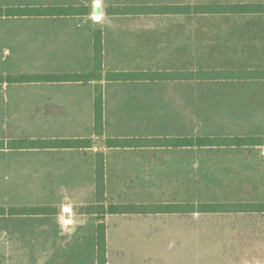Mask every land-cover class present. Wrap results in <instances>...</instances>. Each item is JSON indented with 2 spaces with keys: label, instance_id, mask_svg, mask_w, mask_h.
<instances>
[{
  "label": "crops",
  "instance_id": "0c3cea01",
  "mask_svg": "<svg viewBox=\"0 0 264 264\" xmlns=\"http://www.w3.org/2000/svg\"><path fill=\"white\" fill-rule=\"evenodd\" d=\"M231 5H264V0ZM43 7H83L87 12L69 16H0V143L6 144L0 146V264H99L97 230L100 217L81 212L97 203V156H103V205L106 208L109 207L110 175L121 174L123 170L152 178L158 175L160 156L138 152L166 148L158 143L155 146V141L162 138H146L143 133L120 135L116 130L129 128L143 132L146 124L153 126L152 115L160 105L159 84L188 82V70H156L153 61L160 52L150 59L138 51L168 46L160 41L155 43L160 28H137L132 22L146 18H186L188 15L241 18L237 20L240 40L249 52L240 61V67L233 70L264 71V12L188 14L185 4H152L145 0L0 3L2 9ZM126 7L141 9L134 11L136 13L127 10L108 14V9ZM97 8L98 14L95 13ZM96 31L102 32L103 42L100 82L31 80L38 76L93 73ZM133 72L169 74L170 77L152 81L107 80L109 73ZM209 81L231 82L233 91H243L242 96L247 95L242 87L248 83L264 89V80ZM97 84L102 85L104 100V134L100 137L95 133ZM248 95L251 97L252 92ZM241 112V123H255L257 128L264 129V104L242 108ZM1 130L24 131L21 136L29 138L26 140L90 139L93 146L14 150L9 149L7 143L23 138L1 136ZM210 138L253 141L248 145L216 148L263 146L260 138L247 136ZM110 139H146L153 145L110 148L107 145ZM261 155L264 157V152ZM243 158L232 159L234 199L229 204L233 212L206 213L201 218H191L192 222H188L187 213L104 215L106 264H188V246L195 255L193 264H264V212L252 209L264 205V178H254L250 170L252 159L244 161ZM26 208H51L52 212L46 215L10 212ZM188 224L201 226L191 228L188 236Z\"/></svg>",
  "mask_w": 264,
  "mask_h": 264
},
{
  "label": "rangeland",
  "instance_id": "374dc122",
  "mask_svg": "<svg viewBox=\"0 0 264 264\" xmlns=\"http://www.w3.org/2000/svg\"><path fill=\"white\" fill-rule=\"evenodd\" d=\"M248 1L145 0V3L195 6ZM0 3L23 4L25 0H1ZM237 20L242 19L238 17L213 19V17L188 15L186 18L162 17L152 18V20L146 18L143 21L137 19L132 23L137 28L148 26L160 28L158 41L155 43L160 41L161 44L164 43L168 46L153 50H138L150 59L160 52L153 61L154 67L158 68L156 70L197 72L233 70L240 67V61L242 62L245 58L249 48H245L247 45L240 40L241 33ZM159 86L161 90L160 105L158 108L155 107L152 115L154 116L153 126L149 127V123L146 124L143 132L125 128L120 131L116 130V133L126 136L143 133V137L146 138H180L184 143L188 139L247 136L248 138H260L263 146L242 148L170 147L155 149V151L153 149L141 150L138 152L139 154L154 153L160 156L161 167L158 175L152 178L139 175L137 172L130 174L129 170H123L118 175H110L108 178V206L201 203H218L228 206L234 199L232 159L237 156L245 157L244 161L252 159L250 170L253 177L259 180L264 178V157H261V153L264 152V129L257 128L255 123H241L240 117L243 114L242 108L247 109L264 104V89L262 87L248 83L242 87L245 88L244 93L246 91L247 95L242 96L243 91L241 93L233 91L231 82L200 81L197 77L188 82H162ZM248 92H252L251 97ZM23 133L24 131L9 133L1 130V136L12 135L11 139H29L21 136ZM143 137L140 136V138ZM116 186L119 187L118 190H116ZM99 205L96 203L95 206L99 208ZM202 216L204 215L199 213L188 214V220H190L188 222L193 221L191 218L196 219ZM200 226L199 224L191 226L188 224V236L191 234V228ZM194 262L195 255L191 254V246H188V264Z\"/></svg>",
  "mask_w": 264,
  "mask_h": 264
},
{
  "label": "trees",
  "instance_id": "16d2710c",
  "mask_svg": "<svg viewBox=\"0 0 264 264\" xmlns=\"http://www.w3.org/2000/svg\"><path fill=\"white\" fill-rule=\"evenodd\" d=\"M141 9L136 7L126 8H111L108 9V14L116 15L124 11H134ZM145 9V8H143ZM193 11V12H192ZM86 8L81 7H43V8H0V16L6 17H24V16H69L86 13ZM261 13L264 12V5H188V14H225L232 15L235 13ZM94 50L95 64L94 72L86 75H67L62 77L57 76H38L32 78V81L44 82H100L103 78V42L102 32L94 33ZM169 74L161 73H109L108 81H152L167 79ZM175 77H179L175 74ZM199 79L200 81L207 80H232V79H252L264 80V71L259 70H210V71H188V81ZM94 115H95V133L100 137L104 134V100L102 85L97 84L95 87L94 98ZM248 139L235 138H199L197 140L188 139L186 143L180 138H162L155 141V146L160 147H217V146H233V145H248L252 143ZM158 143V144H157ZM6 144L2 141L1 147ZM110 148H127L136 146H152V141L146 139H110L107 141ZM9 149L14 150H30V149H82L91 148L93 142L90 139H36V140H14L7 143ZM103 156H97V206L84 208L81 212L85 214H96L100 217V224L97 230V246H98V263L106 264L107 261V245H106V227L103 216L124 215V214H206V213H224L233 212L232 204L224 206L223 204H159V205H112L106 208L104 203V175H103ZM253 211L264 212V205L252 207ZM11 213L15 214H31V215H46L52 212L51 208H26L23 210L13 209Z\"/></svg>",
  "mask_w": 264,
  "mask_h": 264
},
{
  "label": "water",
  "instance_id": "95a60500",
  "mask_svg": "<svg viewBox=\"0 0 264 264\" xmlns=\"http://www.w3.org/2000/svg\"><path fill=\"white\" fill-rule=\"evenodd\" d=\"M95 13H96V14H98V13H99V10H98V8L95 10Z\"/></svg>",
  "mask_w": 264,
  "mask_h": 264
}]
</instances>
